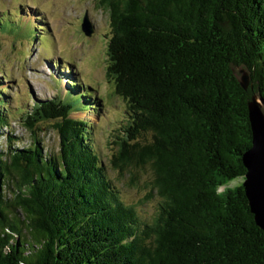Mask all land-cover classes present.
Masks as SVG:
<instances>
[{
  "label": "trees",
  "instance_id": "1",
  "mask_svg": "<svg viewBox=\"0 0 264 264\" xmlns=\"http://www.w3.org/2000/svg\"><path fill=\"white\" fill-rule=\"evenodd\" d=\"M100 4L110 14L107 78L127 115L110 164L133 183L149 170L156 211L147 219L123 199L92 124L71 116L98 110L100 97L70 82L26 114L32 129L54 121L58 153L39 139L0 150V264H264V230L243 182L229 185L247 171L249 101L264 98V0ZM20 19L3 14L0 31L29 24L36 39ZM8 107L0 88V128Z\"/></svg>",
  "mask_w": 264,
  "mask_h": 264
},
{
  "label": "rangeland",
  "instance_id": "2",
  "mask_svg": "<svg viewBox=\"0 0 264 264\" xmlns=\"http://www.w3.org/2000/svg\"><path fill=\"white\" fill-rule=\"evenodd\" d=\"M86 12L95 26L91 36L82 30ZM3 14L15 21L21 18L34 24L38 35L34 40L29 39L34 37L29 24L7 26L24 37L8 30L0 31V88L7 93L10 112L9 126L0 128V150L10 145L32 147L39 139L45 152L58 153L61 140L54 121H39L32 129L26 114L33 111L36 102L50 100L59 92L66 93L70 82L79 84L81 92H91L95 99L100 97V106L98 110L73 112L71 116L92 124L94 144L123 199L135 205L141 216L151 218L159 197L156 192L151 195L149 170L140 172L133 183L129 174L118 173L110 164L127 115L125 100L116 94L107 78L109 11L100 0H0V16ZM243 181L244 177H240L229 185ZM2 193L6 197L13 195L6 186L2 187ZM12 214L24 218L19 208ZM23 228L29 236L25 224Z\"/></svg>",
  "mask_w": 264,
  "mask_h": 264
},
{
  "label": "water",
  "instance_id": "3",
  "mask_svg": "<svg viewBox=\"0 0 264 264\" xmlns=\"http://www.w3.org/2000/svg\"><path fill=\"white\" fill-rule=\"evenodd\" d=\"M82 30L88 36L95 32V26L86 12L82 21ZM241 83L247 87L249 76L241 71ZM264 98L253 95L249 101V119L252 129V145L242 155L247 169L243 186L256 223L264 230ZM2 216L0 210V217Z\"/></svg>",
  "mask_w": 264,
  "mask_h": 264
}]
</instances>
